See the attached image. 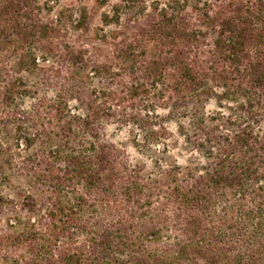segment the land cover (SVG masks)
Wrapping results in <instances>:
<instances>
[{"label": "trees", "instance_id": "obj_1", "mask_svg": "<svg viewBox=\"0 0 264 264\" xmlns=\"http://www.w3.org/2000/svg\"><path fill=\"white\" fill-rule=\"evenodd\" d=\"M96 3L0 0V264H264V0Z\"/></svg>", "mask_w": 264, "mask_h": 264}, {"label": "rangeland", "instance_id": "obj_2", "mask_svg": "<svg viewBox=\"0 0 264 264\" xmlns=\"http://www.w3.org/2000/svg\"><path fill=\"white\" fill-rule=\"evenodd\" d=\"M44 3L47 0H40ZM53 2V8L51 13L49 14V18L57 16L59 13H63L65 15L72 14L73 17H76V12L80 10L82 7L87 8L89 11V16L91 18L90 28H97L101 26L100 16L103 12H106L109 9L108 6L101 7L98 6L96 0H50ZM119 0H109L108 5L116 4ZM74 33L71 31V34ZM106 139L116 145H119L126 152L128 157L133 163L141 162L149 165L150 160L145 155H140L137 150H135L132 146L131 136L128 132L127 128H121L117 126H108L105 130ZM13 133L9 132V137L12 136ZM6 193L9 194L8 191Z\"/></svg>", "mask_w": 264, "mask_h": 264}]
</instances>
